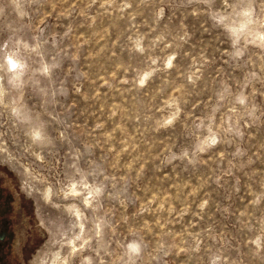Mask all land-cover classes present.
<instances>
[{"label": "clouds", "instance_id": "clouds-1", "mask_svg": "<svg viewBox=\"0 0 264 264\" xmlns=\"http://www.w3.org/2000/svg\"><path fill=\"white\" fill-rule=\"evenodd\" d=\"M0 187L8 264H264V0H0Z\"/></svg>", "mask_w": 264, "mask_h": 264}, {"label": "rangeland", "instance_id": "rangeland-1", "mask_svg": "<svg viewBox=\"0 0 264 264\" xmlns=\"http://www.w3.org/2000/svg\"><path fill=\"white\" fill-rule=\"evenodd\" d=\"M0 189H3L2 193L5 195L6 198V210H9L10 216L8 217L7 225L3 226V228H0V236L4 237L5 239L3 241H0V264H8L7 256L10 250V244L12 239L14 238V231L12 229V226L14 224L19 223L20 215L19 213L14 214L13 212V200L14 197L12 193L7 190L6 188L0 187ZM22 210L25 209V206H21Z\"/></svg>", "mask_w": 264, "mask_h": 264}, {"label": "flooded vegetation", "instance_id": "flooded-vegetation-1", "mask_svg": "<svg viewBox=\"0 0 264 264\" xmlns=\"http://www.w3.org/2000/svg\"><path fill=\"white\" fill-rule=\"evenodd\" d=\"M3 189H0V228H3V226H6L8 217L10 216L9 210H6V204L7 201L5 198V195H3Z\"/></svg>", "mask_w": 264, "mask_h": 264}]
</instances>
